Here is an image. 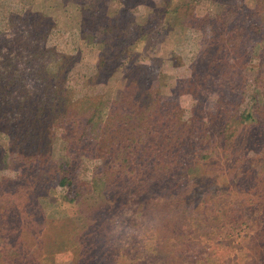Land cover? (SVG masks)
Instances as JSON below:
<instances>
[{
	"label": "trees",
	"instance_id": "1",
	"mask_svg": "<svg viewBox=\"0 0 264 264\" xmlns=\"http://www.w3.org/2000/svg\"><path fill=\"white\" fill-rule=\"evenodd\" d=\"M141 1H32L19 33L0 39V264H57L66 253L71 264H264V232L243 234L264 213V0H149L146 18L129 17ZM71 22L95 67L83 84L100 93L76 96L50 68L53 32ZM177 29L210 39L192 66L204 64V77L178 89L186 119L152 91L177 86L169 70L181 58L156 52ZM118 74L129 97L108 92ZM250 88L253 112L232 110ZM86 161H98L90 181L79 178ZM10 168L28 190L2 173ZM43 196L75 207L71 238L31 209Z\"/></svg>",
	"mask_w": 264,
	"mask_h": 264
},
{
	"label": "rangeland",
	"instance_id": "2",
	"mask_svg": "<svg viewBox=\"0 0 264 264\" xmlns=\"http://www.w3.org/2000/svg\"><path fill=\"white\" fill-rule=\"evenodd\" d=\"M32 1H35V6H42L41 0H0V5L2 10L5 12H10L9 29H4L2 27L0 39L3 41H9L14 34H18L20 30V17L22 10H24L28 4H31ZM157 2V0H155ZM249 5H255V0H247ZM151 2L149 0L141 1L137 6L132 7L128 10L129 17L136 19H144L151 12L152 7L150 6ZM215 8L211 10V14H213ZM5 14V13H4ZM1 26H6V20L4 21L3 14L0 16ZM83 29L90 30L95 27L94 20L87 21L84 25H81ZM80 26L76 22L67 23L63 25L60 29H57L53 32V38L48 48H50L49 59L50 68L54 70H59L61 73H67L68 85L72 87V90L75 92L76 96H83L85 94L92 93H100L103 91V88L99 86H86L83 84L84 80L91 76L94 71V63L91 57L88 55H82L79 51V40H80ZM82 33V30H81ZM210 39L209 37H204L201 33L188 31V30H180L177 29L175 32L169 34V36L164 37L163 41H159L157 44L156 52H161V54L175 52L181 58L179 61L182 66L177 67L175 69H170L171 77L175 78V82L177 86L170 91L169 94L163 93L160 88L159 83L155 82L153 84V92L160 94L163 103H176L179 108H181V112L183 117L186 119L189 116V111L191 107L190 100L186 97L180 98L178 96V89L182 88L181 86H185L187 81L190 79H194L197 76L196 81L202 80L205 74V65L199 66L196 69L192 70V66L197 62H199V53L200 50L208 45ZM131 42V38L129 36L122 37L119 40L120 48L125 47L127 44ZM163 52V53H162ZM253 54L250 58V67H254L257 63L256 56ZM55 62V63H54ZM143 65H147V63H142ZM198 71V75L197 74ZM122 75L118 74L113 82L108 86V92L110 91L112 96H117L120 93H123V96L129 97L133 92L132 86L124 85L121 80ZM170 79V78H169ZM195 80V79H194ZM31 82V81H30ZM30 88H33L35 84L30 83ZM253 88L248 89V93L245 96V100L243 103L237 105L232 110H240L245 111L250 108L252 111V106L254 104V100L252 99ZM262 102V99H259V103ZM212 105V102L209 100L208 105ZM253 112V111H252ZM57 134L60 137H63L65 133V127L62 124H57ZM260 152L253 151L249 153V156H260ZM98 165V161L85 162L83 169L79 172V178L84 181H90L93 169ZM19 169H8L2 172L5 176L13 178L14 180H20L22 190H28L27 183L22 181L24 175L20 173ZM2 174V175H3ZM23 178V179H22ZM33 196L30 195V198ZM32 200L30 205L31 209L36 210V208H42V212L45 218H53L60 219L63 221L64 230L68 237H72L74 232L78 231L77 227V214L75 207L69 203L66 199H62L58 204H54L49 197L43 196L42 198L30 199ZM39 213V211H37ZM37 213V214H38ZM258 220V227L252 229L251 231L246 230L243 234H254L256 232H264V213L261 215ZM57 264H71V254H60L56 257Z\"/></svg>",
	"mask_w": 264,
	"mask_h": 264
}]
</instances>
